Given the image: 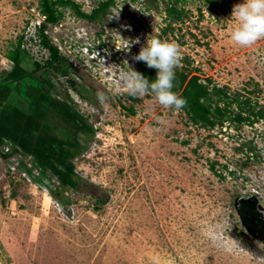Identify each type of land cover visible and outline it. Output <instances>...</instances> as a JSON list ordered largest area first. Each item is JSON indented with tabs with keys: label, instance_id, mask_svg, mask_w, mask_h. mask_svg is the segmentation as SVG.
<instances>
[{
	"label": "rangeland",
	"instance_id": "rangeland-1",
	"mask_svg": "<svg viewBox=\"0 0 264 264\" xmlns=\"http://www.w3.org/2000/svg\"><path fill=\"white\" fill-rule=\"evenodd\" d=\"M104 1L72 0L87 14ZM238 3L113 0L94 20L61 7L45 35L67 61L54 64L64 72L41 73L35 64L47 66L49 51L37 35L39 0H0V85L18 42L22 67L36 79L24 77L11 92L0 87V264H264V241L234 209L237 199L255 196L264 214V39L233 44ZM146 37L175 42V72L221 88L227 99L213 96L212 105L228 117L209 128L150 95H129L121 74L136 71L142 61L132 57ZM86 44L99 49L94 61ZM245 99L263 116L241 110ZM239 111L250 120L234 121ZM82 118L93 133L76 135L75 187L7 147L26 127L27 145L58 153Z\"/></svg>",
	"mask_w": 264,
	"mask_h": 264
},
{
	"label": "trees",
	"instance_id": "trees-1",
	"mask_svg": "<svg viewBox=\"0 0 264 264\" xmlns=\"http://www.w3.org/2000/svg\"><path fill=\"white\" fill-rule=\"evenodd\" d=\"M113 0H105L104 2H100L98 7L93 9L91 13L87 14L80 10V6L75 4L74 2H70L69 0H39V6L42 15L45 16V22L41 24V27L38 29L37 35L40 38V43L48 49L49 56L47 66H39V64H35L36 70L44 73L48 67H52L55 70H59L64 72L59 66H55L54 64L57 62H67L65 59L61 58L58 54V49L50 44L47 36L45 35V26L50 23H56L60 17L57 15V5L58 6H67L70 7L74 13L80 18H87L89 20H94L100 13L104 14L106 9L112 4ZM176 12L177 18L179 12L176 11L174 7L171 6L169 9V13ZM21 43L18 42L17 46L13 51L8 53L7 58L12 62L13 67L11 71L7 74L4 84L0 85V87H7L8 91H13L14 87L20 85L24 80V77H28L29 79L36 80L33 74H29L25 68L22 67V61L24 60V52L20 49ZM136 71L144 75L149 80H153L156 75V70L149 68L145 63L140 62L137 64ZM40 79V78H39ZM42 80V79H41ZM48 87H52L50 80L47 78L42 80ZM20 83V84H19ZM174 87L172 91L178 94L180 97L186 99L187 104L182 110H184L189 116L190 119L194 123H201L202 125L212 128L217 122L220 123L222 118H227V112L224 107L219 106L218 104L212 105L213 96H217L219 99H227L226 93L221 88H209L208 84L200 81L199 77L195 74L189 75L186 72H175V80L173 81ZM16 86L13 87V85ZM12 85V86H10ZM32 90H37L41 92L42 96L49 97L48 90L42 88L41 86H37L36 84H32ZM14 88V89H13ZM36 91V92H37ZM43 93V94H42ZM45 93V94H44ZM36 95V94H35ZM34 95H32L33 98ZM41 99V96H39ZM53 99V98H51ZM56 100V99H54ZM37 100L34 99V103ZM237 101V99H236ZM65 106L69 107L68 104L62 102ZM250 100L245 99L242 102V106H240L241 110H246L253 117L258 119L263 116V112H254L253 107L250 106ZM227 108V107H226ZM78 114V113H76ZM67 115V114H66ZM79 115V114H78ZM68 116V115H67ZM250 116L242 115V112L239 111L234 114L233 120L241 123L244 121H249ZM72 119V118H71ZM255 119V118H253ZM83 122H75L73 127L70 128V137L61 141L60 149L58 153L54 152V149L51 147L43 148L38 146L40 143L37 142L36 147H32V142L29 145L25 141L24 134L26 132V127L21 128L22 130V140L8 141L12 146V152H16V148L18 147L20 151L27 156H30L35 163L40 167L42 171H49L54 178L63 186V187H75L76 183L74 181V165L72 163L73 158L76 156L78 142L76 140V135L78 132H83L87 134H92L93 129L89 126L83 118L81 119ZM72 121V120H71ZM70 125V124H69ZM21 132V131H20ZM4 135H0V143L5 140ZM39 140V139H38ZM6 141V140H5ZM38 147V148H37ZM44 150V151H43ZM41 153H40V152ZM45 152V153H44ZM3 157H7L6 154L2 153Z\"/></svg>",
	"mask_w": 264,
	"mask_h": 264
},
{
	"label": "clouds",
	"instance_id": "clouds-1",
	"mask_svg": "<svg viewBox=\"0 0 264 264\" xmlns=\"http://www.w3.org/2000/svg\"><path fill=\"white\" fill-rule=\"evenodd\" d=\"M230 18L234 22L230 31L233 44L248 48L264 39V0H243V3L233 5ZM41 24L38 25V29ZM134 43H139V39L137 38ZM86 47L90 46L86 44L85 50ZM98 50L92 47L90 55L86 51L91 61L100 55ZM132 59L142 61L147 67L155 69L156 75L153 80H149L128 67V71L121 74L120 80L129 95H150L162 108L171 111H179L186 106V99L172 91L175 69L181 60L179 46L175 42L146 37L145 44ZM100 98L103 100L102 94Z\"/></svg>",
	"mask_w": 264,
	"mask_h": 264
},
{
	"label": "water",
	"instance_id": "water-1",
	"mask_svg": "<svg viewBox=\"0 0 264 264\" xmlns=\"http://www.w3.org/2000/svg\"><path fill=\"white\" fill-rule=\"evenodd\" d=\"M234 209L245 228L253 234L257 232L258 237L264 241V214L257 198L255 196L239 198L234 202Z\"/></svg>",
	"mask_w": 264,
	"mask_h": 264
},
{
	"label": "built area",
	"instance_id": "built-area-1",
	"mask_svg": "<svg viewBox=\"0 0 264 264\" xmlns=\"http://www.w3.org/2000/svg\"><path fill=\"white\" fill-rule=\"evenodd\" d=\"M71 1H72V0H71ZM73 1H75V0H73ZM75 3H77V2H75ZM43 19H44V16H42V20H43ZM42 20H41V21H42ZM39 24H40V23H39ZM7 147L10 148V149H11L10 152H12V146H11L10 143L8 144ZM16 149H17L16 152H18V154H21V155L23 154V153L19 150V148H16ZM7 151H8V150H7ZM7 151H6V152H7ZM3 153H5V152H3ZM23 155H24V154H23ZM27 157H28L29 159H32L30 156H27Z\"/></svg>",
	"mask_w": 264,
	"mask_h": 264
},
{
	"label": "flooded vegetation",
	"instance_id": "flooded-vegetation-1",
	"mask_svg": "<svg viewBox=\"0 0 264 264\" xmlns=\"http://www.w3.org/2000/svg\"><path fill=\"white\" fill-rule=\"evenodd\" d=\"M70 1V0H69ZM70 2H72V1H70ZM76 4V3H75ZM111 6V5H110ZM57 7V9H59V8H61V7H63V6H56ZM98 7V5L95 7V8H97ZM65 8H70V7H67V6H65ZM94 8V9H95ZM71 9V8H70ZM58 11V10H57ZM58 14L57 15H60V17H62V15H61V13L60 12H57ZM42 16H44V15H42ZM59 17V18H60ZM84 19H86V20H89V19H87V18H84ZM43 22H45V16H44V19L42 20V22L41 23H43ZM52 25V24H51ZM44 33H45V31H44ZM257 234V233H256Z\"/></svg>",
	"mask_w": 264,
	"mask_h": 264
},
{
	"label": "bare ground",
	"instance_id": "bare-ground-1",
	"mask_svg": "<svg viewBox=\"0 0 264 264\" xmlns=\"http://www.w3.org/2000/svg\"><path fill=\"white\" fill-rule=\"evenodd\" d=\"M93 9V8H92ZM38 26V25H37Z\"/></svg>",
	"mask_w": 264,
	"mask_h": 264
}]
</instances>
